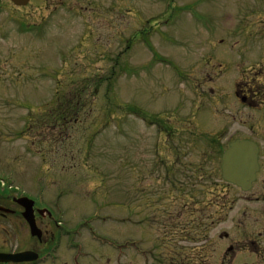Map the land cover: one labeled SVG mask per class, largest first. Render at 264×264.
I'll return each mask as SVG.
<instances>
[{
	"label": "rangeland",
	"instance_id": "1",
	"mask_svg": "<svg viewBox=\"0 0 264 264\" xmlns=\"http://www.w3.org/2000/svg\"><path fill=\"white\" fill-rule=\"evenodd\" d=\"M250 69L261 87L264 0H0V179L62 227L40 264H74L78 244V264H163L133 246L152 244L153 214L181 195L218 212L209 235H256L262 175L244 193L213 154L264 143V108L236 95Z\"/></svg>",
	"mask_w": 264,
	"mask_h": 264
},
{
	"label": "flooded vegetation",
	"instance_id": "2",
	"mask_svg": "<svg viewBox=\"0 0 264 264\" xmlns=\"http://www.w3.org/2000/svg\"><path fill=\"white\" fill-rule=\"evenodd\" d=\"M258 74L259 71L254 73L251 69L244 72L241 76L243 83L237 84L236 95L248 106L257 105L258 101L264 108V83L261 87L255 85ZM258 159L260 169L255 183L262 175V187L260 186L257 195H253L252 200L262 202L264 206V143L259 145ZM15 197L17 196L10 188L0 189V207H3L0 209V252L17 253L30 249L42 254L45 246L49 249L48 245L54 238L52 219L40 213V207L35 204L36 223L43 230L44 236L41 240L31 237L32 240L35 239L36 245L28 246V224L23 216V208ZM183 199V195L179 196L176 205L164 204L163 210L160 211V199L154 197L150 200L148 207L152 211L158 208V211L151 218L154 226L152 244L138 249L145 259L162 261L163 264H264V220L259 222L260 228L256 235L231 236L227 232L209 235L210 229L217 228L219 224L218 212L213 211L212 216H204L202 209L195 208L193 211L185 201L182 204ZM189 212L194 219H187ZM205 218L211 219L210 222H205ZM252 226L253 223L250 227ZM235 227L233 226V229ZM44 237H48L46 242ZM0 264L35 263L10 261Z\"/></svg>",
	"mask_w": 264,
	"mask_h": 264
},
{
	"label": "water",
	"instance_id": "3",
	"mask_svg": "<svg viewBox=\"0 0 264 264\" xmlns=\"http://www.w3.org/2000/svg\"><path fill=\"white\" fill-rule=\"evenodd\" d=\"M15 5H26L30 0H11ZM258 169L257 164V146L247 140H237L230 144L229 148L223 154V177L240 186L247 191L255 179V172ZM18 202L25 207L24 216L29 223L31 234L41 237L42 232L37 227L33 213V202L27 198H21ZM31 252H24L18 255L0 254V261H23L35 260L36 255H30Z\"/></svg>",
	"mask_w": 264,
	"mask_h": 264
}]
</instances>
